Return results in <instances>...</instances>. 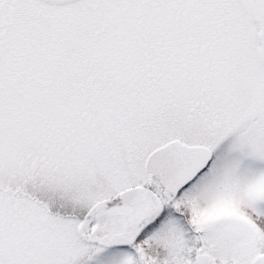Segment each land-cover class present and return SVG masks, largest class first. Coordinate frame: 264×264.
<instances>
[{
  "label": "snow or ice",
  "instance_id": "snow-or-ice-1",
  "mask_svg": "<svg viewBox=\"0 0 264 264\" xmlns=\"http://www.w3.org/2000/svg\"><path fill=\"white\" fill-rule=\"evenodd\" d=\"M0 264H264V0H0Z\"/></svg>",
  "mask_w": 264,
  "mask_h": 264
}]
</instances>
